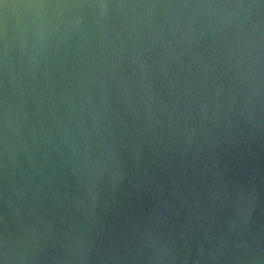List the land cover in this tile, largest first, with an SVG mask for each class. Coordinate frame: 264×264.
I'll use <instances>...</instances> for the list:
<instances>
[{
  "label": "water",
  "instance_id": "1",
  "mask_svg": "<svg viewBox=\"0 0 264 264\" xmlns=\"http://www.w3.org/2000/svg\"><path fill=\"white\" fill-rule=\"evenodd\" d=\"M0 264H264V0H0Z\"/></svg>",
  "mask_w": 264,
  "mask_h": 264
}]
</instances>
